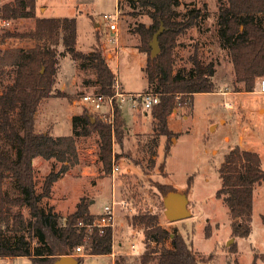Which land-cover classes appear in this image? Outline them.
I'll return each mask as SVG.
<instances>
[{"label": "rangeland", "instance_id": "obj_1", "mask_svg": "<svg viewBox=\"0 0 264 264\" xmlns=\"http://www.w3.org/2000/svg\"><path fill=\"white\" fill-rule=\"evenodd\" d=\"M13 1L0 0V8ZM180 1L179 19L185 18L192 7L201 8L206 16L179 36L174 71L191 68L192 57L197 51L204 63L214 61L217 91L229 87L232 92L226 95L217 91L200 92L193 100L183 101L169 117L171 135L161 133L153 109H145L142 105L137 108L135 104H141L139 101H125L122 111L127 131L122 143L113 144L120 166L115 175L112 169L110 172L103 169L97 131L77 137L79 162L60 174L43 205H54L65 218L82 198L88 201L94 214L103 210L113 194L127 202L117 209L115 256L84 254L78 264H116L117 261L142 264L141 255L146 249L144 225L133 217L148 209L158 213L159 223L171 233L182 235L201 257L200 264H264V180L254 186L252 231L248 237L233 236L230 210L217 196L222 186L220 167L232 149L257 151L264 168V92L260 90V79L252 91L237 90L242 83L235 82L230 50L223 45L218 33L219 0ZM117 9L120 12L119 31L117 39L111 41L109 38L115 33L107 27L103 15ZM35 13L40 17H76L77 48L91 51L99 45L124 92L143 91L148 85L147 54L137 47L140 38L136 27L140 22L149 24L151 17L139 4L131 0H36ZM35 25V17L8 21L0 17V50L35 45L38 41L32 38L5 36L7 31H30ZM58 49L63 50L64 46L59 45ZM13 80L14 71L7 67L0 77V90ZM96 80L94 68L82 65L81 60H74L69 54H61L54 83V91L59 94L42 101L36 114L37 130L49 131L54 136L66 135L73 131L75 114L88 110L95 118L96 110L83 95L99 91ZM224 101L231 102L232 106L226 107ZM0 146L12 157L16 156V149L4 137H0ZM165 147L171 151L166 165ZM33 164L38 191L42 190L46 176L62 165L55 158L42 156L35 157ZM164 187L187 194L189 217L174 221L166 216ZM3 189L13 196L20 194L11 174L4 179ZM14 211L29 216L26 206L14 207ZM24 233L34 245L36 238L28 231ZM18 235L11 229L6 232L11 242ZM152 245L171 247V237ZM71 255L79 256L76 252ZM0 264H31V259L2 256Z\"/></svg>", "mask_w": 264, "mask_h": 264}, {"label": "trees", "instance_id": "obj_2", "mask_svg": "<svg viewBox=\"0 0 264 264\" xmlns=\"http://www.w3.org/2000/svg\"><path fill=\"white\" fill-rule=\"evenodd\" d=\"M217 15L218 33L224 46L230 50L235 70V82L242 83L237 90L252 91L256 81L264 77V0H219ZM139 4L151 17V22H140L136 27L139 34L138 49L147 54L145 71L150 90L158 92L160 100L151 109L156 125L162 134L171 135L169 117L183 101L200 92L217 91L214 80V61L204 63L195 51L193 66L174 71L175 48L178 38L196 25L206 14L201 8L192 7L185 18L179 19L180 0H131ZM36 0H14L0 8V17L17 19L35 17L33 30L24 32L7 31L5 36L32 38L38 42L29 47L17 46L0 50V77L5 69L14 71V80L0 90V137H4L16 149L12 157L0 146V257L28 256L31 264H54L65 254L75 252L84 244L85 254H110L113 250V233L109 227L102 235L89 232L78 222L94 219L89 203L82 198L76 209L65 218L54 205H43L50 197L52 186L61 173L79 162L77 137L93 131L99 134V159L105 172L113 164V144L122 143L127 131L122 108L116 106L114 141L112 125L85 110L73 116V131L54 136L49 131H38L36 114L42 101L59 94L54 83L59 65V56L69 54L82 65L95 69L99 92L112 94L116 73L112 70L99 45L91 51L77 48L76 17H40L35 13ZM164 26L159 35L160 52L151 56V40L156 31ZM97 43V41H96ZM64 49L59 50L58 46ZM182 95V96H181ZM15 115V117H14ZM78 123L80 128L77 129ZM164 164L171 151L165 147ZM37 156L55 158L61 168L51 171L45 178L42 190L36 188L33 160ZM115 159L117 155H114ZM222 186L217 196L222 198L230 210L233 236L248 237L252 231L253 190L256 183L264 180V168L257 151L236 147L226 156L220 167ZM8 174L14 178L19 195H10L3 189ZM166 193L172 189L164 187ZM29 208V216L14 207ZM64 218V219H63ZM133 219L144 225L145 252L142 264H200L201 257L187 244L178 232L171 233L159 223L158 213L150 209L134 215ZM19 234L14 242L6 237L8 230ZM35 238V244L24 233ZM171 237L172 246H153ZM83 256L79 255L80 260ZM116 264H123L117 261Z\"/></svg>", "mask_w": 264, "mask_h": 264}, {"label": "built area", "instance_id": "obj_3", "mask_svg": "<svg viewBox=\"0 0 264 264\" xmlns=\"http://www.w3.org/2000/svg\"><path fill=\"white\" fill-rule=\"evenodd\" d=\"M119 9H117L114 13H104V19L107 27L115 33L114 36H111L109 39L114 41L117 39V33L119 31ZM6 22V21H5ZM260 90L264 92V77L259 81ZM222 95H226L232 92L229 87L219 88L217 91ZM83 99L90 103L91 106L96 110V114L102 121L111 124L114 135V123H115V115H116V106H120L122 108V104L125 101H139L141 104H135L137 108H140L141 105L145 109H151L156 103L160 100V95L158 92L154 90H143L137 92L126 93L122 90V86L120 82L115 81V88L112 94H105L99 91L88 92L83 95ZM224 105L226 107H231V102L224 101ZM120 170V166L117 163L116 159H113L112 164V172L113 175L118 173ZM120 205H127V202L124 200H120L117 198L115 194L112 195L111 201L104 205V208L101 212L96 214L93 220L91 221H83L80 220L78 222V226L84 227L87 231L93 232L98 231L100 235L106 232L107 228L112 229L113 233V250L112 256H115L114 246L116 245L115 241V228H116V214L117 209ZM134 249H136L135 244H133ZM75 252L78 255L85 254V246L84 244H80L76 247Z\"/></svg>", "mask_w": 264, "mask_h": 264}, {"label": "water", "instance_id": "obj_4", "mask_svg": "<svg viewBox=\"0 0 264 264\" xmlns=\"http://www.w3.org/2000/svg\"><path fill=\"white\" fill-rule=\"evenodd\" d=\"M164 30V26L162 25L158 31H156L153 35V38L150 42L152 50L151 56L154 57L160 52L159 45V35ZM93 120L95 118L93 117ZM188 196L184 192H180L177 190H171L166 193L164 196V206H165V214L170 220H180L191 215V210L188 207ZM78 257L65 254L59 256L54 264H78Z\"/></svg>", "mask_w": 264, "mask_h": 264}, {"label": "crops", "instance_id": "obj_5", "mask_svg": "<svg viewBox=\"0 0 264 264\" xmlns=\"http://www.w3.org/2000/svg\"><path fill=\"white\" fill-rule=\"evenodd\" d=\"M138 44V43H137ZM111 67V66H110ZM112 68V67H111ZM113 70V69H112ZM114 71V70H113ZM115 72V71H114ZM148 87V85L143 89V90H145L146 88ZM196 95V94H195ZM194 95V96H195ZM83 112V111H82ZM91 112V111H90ZM74 114H75V112H74ZM81 114V113H80ZM122 114H123V111H122ZM73 115V114H72ZM124 116V115H123ZM111 198H112V195H111ZM116 234V233H115ZM122 244V242L120 241L119 242V245H121ZM110 255L112 256V254L110 253ZM83 256V255H82Z\"/></svg>", "mask_w": 264, "mask_h": 264}]
</instances>
